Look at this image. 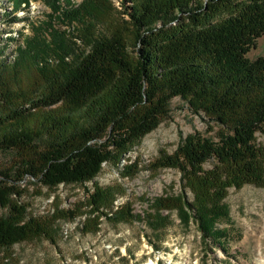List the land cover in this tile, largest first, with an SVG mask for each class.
<instances>
[{"label": "trees", "instance_id": "trees-1", "mask_svg": "<svg viewBox=\"0 0 264 264\" xmlns=\"http://www.w3.org/2000/svg\"><path fill=\"white\" fill-rule=\"evenodd\" d=\"M45 1L68 22L82 23L76 36L83 44L58 43L55 61L39 67L42 89L27 100L7 86L0 48V150L18 151V163L0 168V206L7 209L0 215V246L48 236L38 219L26 217L21 180L29 176L52 186L91 179L103 162L120 160L131 142L159 124L173 96L224 131L217 139L187 133L171 153L156 159V165L177 167L195 193L193 202L183 196L158 202L177 207L185 220L195 217L205 236L219 237L211 226L226 214L220 200L228 187L264 182L254 143L256 132L264 133V55H246L264 32V0L239 2L218 21H212L213 13L232 0H120L135 52L122 32L94 30L96 0ZM12 2L18 11L20 0ZM183 18L188 21L171 24ZM59 101L64 107L44 110L38 123L25 118L23 103ZM211 157L218 163L206 168ZM104 196L99 186L90 193L96 209Z\"/></svg>", "mask_w": 264, "mask_h": 264}, {"label": "rangeland", "instance_id": "rangeland-1", "mask_svg": "<svg viewBox=\"0 0 264 264\" xmlns=\"http://www.w3.org/2000/svg\"><path fill=\"white\" fill-rule=\"evenodd\" d=\"M12 1L0 0V48L5 62L2 72L10 90L27 100L42 89L39 67L55 61L57 44H83L76 36L82 31V23L68 22L45 0H24L25 4L20 0L21 8L15 12ZM59 1L76 5L81 0ZM239 2L244 0L221 6L213 13L212 21L232 13ZM96 6L99 14L92 25L94 30L122 32L129 51L135 52L120 0H96ZM4 8L10 12L6 14ZM187 21L183 18L171 24ZM246 55L250 59L264 55V32ZM63 107V101L37 107L23 103L29 123H38L46 109ZM194 131L217 139L224 127L193 112L185 99L173 96L159 124L131 142L120 160L103 162L91 179L49 186L25 177L19 187L23 189L20 201L27 204L26 217L38 219L48 236L36 235L0 246V264H264V182L228 187L220 200L226 214L211 226L219 237L205 236L199 221L193 216L185 220L177 207H160L158 199L166 196L195 200V193L184 185L177 167L155 164ZM254 143L264 166V133L257 131ZM16 152L0 150V168L18 163ZM217 163L211 157L204 166ZM95 186L105 195L98 209L90 197ZM6 212L0 206V215ZM111 213L119 218H108Z\"/></svg>", "mask_w": 264, "mask_h": 264}, {"label": "bare ground", "instance_id": "bare-ground-1", "mask_svg": "<svg viewBox=\"0 0 264 264\" xmlns=\"http://www.w3.org/2000/svg\"><path fill=\"white\" fill-rule=\"evenodd\" d=\"M148 264H150V263H148ZM152 264H155V263H152Z\"/></svg>", "mask_w": 264, "mask_h": 264}]
</instances>
